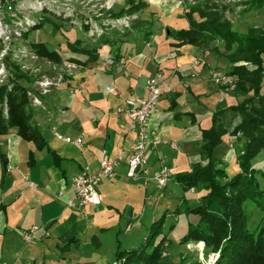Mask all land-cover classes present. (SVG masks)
Wrapping results in <instances>:
<instances>
[{
    "label": "crops",
    "instance_id": "crops-1",
    "mask_svg": "<svg viewBox=\"0 0 264 264\" xmlns=\"http://www.w3.org/2000/svg\"><path fill=\"white\" fill-rule=\"evenodd\" d=\"M143 3V8L136 12L133 29L120 38H113L116 33L110 39L100 38L89 50L92 57L69 49L61 54L56 51L61 60L78 61L81 69L73 79L42 97V107L31 108L43 138L41 146L22 139L15 129H7L0 135V264H46L52 252L77 251L92 245L101 248L103 232L119 231L121 224L125 232L132 231L133 223L145 232L158 220L155 207L157 204L160 210L162 201L170 204L177 198L185 209V193L178 179L206 163L201 157L202 131L212 127L213 115L219 112L225 113L222 121L225 129L229 130L230 123L237 121L229 109L246 96L217 85L210 76L211 71L225 72L229 68L225 58L174 36L188 29L185 14L203 4L182 6L179 0H143ZM125 7V4L117 6L118 12ZM236 10L234 20L229 18L230 15L233 18L232 11H226L235 31L243 19H252L250 26L255 27L253 20L264 15V7L248 12H243L245 8ZM197 14L192 11L191 16L196 19ZM120 59L125 60L123 65ZM156 73L161 74L163 92L148 127L160 143L156 147L147 145L149 175L134 181L126 177V162L136 133L128 115L117 113L116 109L124 107L126 99H144L146 82ZM71 87H80L82 92H71ZM111 88L117 95L108 92ZM53 130L71 141L80 139L81 146L56 140ZM104 154L110 159L121 156L123 161L112 179L99 183L101 204L86 206L82 213L69 208L72 177L80 172L98 173ZM212 158L229 177L239 173L235 141L230 133L213 149ZM160 162L171 173L162 191L151 181ZM185 192L193 199L199 194L193 190ZM153 202L155 206H151ZM127 208L131 210L129 217L125 216ZM165 213L168 219L173 216V221H177L168 208ZM165 224L161 231L164 236L169 230ZM33 226L40 229L32 243H25L21 235ZM139 239L126 243V250L134 249ZM165 244L170 242L166 240ZM117 247L116 241L114 251Z\"/></svg>",
    "mask_w": 264,
    "mask_h": 264
},
{
    "label": "trees",
    "instance_id": "trees-1",
    "mask_svg": "<svg viewBox=\"0 0 264 264\" xmlns=\"http://www.w3.org/2000/svg\"><path fill=\"white\" fill-rule=\"evenodd\" d=\"M206 3L207 1L199 3L203 6L198 5L185 14L189 20V27L187 30L176 32L174 36L177 40L190 43L200 50L205 48L216 53L218 52L215 48L208 49L207 46L201 48V45L207 42V39L225 42L227 54L223 56L219 53L228 63L229 68L224 73L237 76L235 94L246 96L241 103L229 109L235 117L241 115V123L235 131L243 135L245 149L243 155H237L239 173L228 178L225 169L212 158L213 149L227 134V129L222 123L225 113L214 114L212 127L202 131L201 157L206 163L198 165L187 174H182L178 179V184L184 191L202 193L200 202L192 209L179 207L173 215L185 212L195 216L197 220L188 223L187 234L180 241V245L202 242L204 251L217 255L213 264H264V185L260 183V178L264 180V174L254 168L252 162L264 150V96L260 93L264 82V28L251 27L245 34H239L215 6L208 11ZM124 4L126 7L114 16L130 15L140 11L144 6L143 0H126ZM242 4L247 7L243 12L257 11L264 7V0H249ZM192 11L198 13V18L191 16ZM43 25H50L52 32L59 30V26L50 18H44L38 28ZM67 46L71 52L92 57L91 51L79 48V41L74 44L68 43ZM32 47L44 58L57 63L61 61L60 55L46 44H32ZM11 68L12 89L8 91L7 86L0 87V135L7 129H15L22 139L41 146L43 138L34 122L24 85L31 79L15 65L11 64ZM4 102L7 106L6 118L2 111ZM245 105L247 109L242 108ZM210 172L221 179L222 183L213 184L207 178ZM247 172L253 177L251 187H240ZM229 188L237 189L241 196L235 194L233 199H229L226 193V189ZM245 203L252 205L259 214L253 231L248 227L249 214H246L244 206L241 208ZM165 216L166 214H163L151 225L150 235L144 238L147 245L152 243V249L146 250L145 246H141L120 251L117 247L113 264L123 257L126 261L124 264H166L162 259L164 252L162 247H165L167 238L166 235H161ZM159 236L162 237L154 244ZM179 264L202 263L198 261L188 263L183 259Z\"/></svg>",
    "mask_w": 264,
    "mask_h": 264
},
{
    "label": "built area",
    "instance_id": "built-area-1",
    "mask_svg": "<svg viewBox=\"0 0 264 264\" xmlns=\"http://www.w3.org/2000/svg\"><path fill=\"white\" fill-rule=\"evenodd\" d=\"M70 4H62L60 0H0V87L7 86V90L12 89V68L11 64L18 67L19 71L30 78L26 87V94L31 107H42L41 98L48 96L54 88L64 85L67 80L75 77V74L80 71L81 65L78 61L72 59H64L60 62H54L40 56L32 47V44L26 40L31 32L38 29V26L43 21L42 14L50 13L51 16H65L68 19L75 21L77 14L79 15L84 7L81 2L78 4L76 0H67ZM101 1V0H99ZM249 0L236 1L233 3H244ZM193 0H179V4L186 6L192 4ZM72 3V4H71ZM98 13H94L93 17L83 20L84 25L88 26L89 32L92 35L98 32L97 35L104 31L101 26H107V30H116L121 33L126 30H131L133 23L137 20V14L114 16L113 6L115 0H107V2H98ZM95 9V5L93 6ZM107 12V21H102V12ZM57 11H66V15L57 14ZM99 19L100 25L95 21ZM84 19V18H83ZM107 22V25L105 23ZM107 35V34H104ZM103 35V36H104ZM99 37V36H98ZM101 37V36H100ZM119 63L123 65L124 59H120ZM197 64V62H196ZM212 80L220 86L230 89L235 88L237 76L224 72L211 71ZM21 83V82H20ZM70 91L82 92L80 87L70 88ZM108 92L112 95H117V91L113 88ZM163 92V84L161 82V74L156 73L146 82V97L141 100L132 101L126 99L124 107L116 109L117 113L125 112L131 121L132 128L136 133L135 141L130 146V153L127 158L126 177L131 180L148 177L147 159L145 151L147 145L156 147L160 140L156 134L148 127V122L156 110V106ZM3 115L7 117L6 102L2 107ZM53 136L56 140L65 143H72L77 148L81 146V140L76 139L71 141L67 137H63L53 130ZM123 161L121 156H115L110 159L107 154H104L100 163L99 171L96 174L80 172L71 179L72 197L68 200L67 206L71 209L83 212L86 206H99L101 197L97 192V187L102 180H110L114 177L115 170ZM171 179L170 170L160 162L159 169L152 175L151 181L155 184L157 190L162 191L167 187ZM38 226H33L24 231L21 235L25 243H32L34 235L39 231ZM166 246V245H165ZM209 264H213L217 255H211ZM118 264V263H116Z\"/></svg>",
    "mask_w": 264,
    "mask_h": 264
},
{
    "label": "rangeland",
    "instance_id": "rangeland-1",
    "mask_svg": "<svg viewBox=\"0 0 264 264\" xmlns=\"http://www.w3.org/2000/svg\"><path fill=\"white\" fill-rule=\"evenodd\" d=\"M60 1L62 4H65V5L70 4L67 0H60ZM76 1H78V2H74V1H72V2L75 4H78L79 2H81L82 4H84L83 5L84 10L79 15L77 14V16L74 18L75 19L74 22L72 21L73 18H72V20H70L65 16H61V17L54 16L53 17L50 15V13L42 14V18H50L54 22H56V24L59 26V30L57 32H52L50 25L49 26L43 25L41 28H38V29L34 30L33 32H31L26 41L29 44L33 43V42L46 44L48 47H50V49L58 51L61 54V53L67 52V50H68L67 44L68 43H74V42L79 41V48L89 51L92 49L91 47H93L94 45H97L96 41H98L100 38H107L108 37L110 39L115 35V33L118 35L113 37V38H120L121 36L126 35L130 31V29H129V30H126V31L119 33L120 31L117 32L116 30H111V29L107 30V26L102 25L101 28L104 30V31H102V33L97 35L98 32H95L94 34L92 33V35H91L89 32L88 26L84 25L83 20H85V19L87 20L89 17L90 18L93 17L95 12L98 13L97 10L100 9L99 4H101L98 2H104V1L107 2V0H101V1H99V0H76ZM125 1L126 0H115V4H114L113 9H112L113 14H116L118 12L117 6L124 4ZM193 1L194 2L190 5H194L197 3H202V2L207 1L206 4H207L208 11L211 10V8H213V6H215L217 8V11H219L220 14H224L223 16L225 18H227L226 14H228L229 11H232L233 18L231 15L229 16V18L232 20H234V17H236V15H237V12H238L236 10L237 8H239V9L240 8L241 9L247 8L245 4L233 3V0H193ZM236 1L237 0H234V2H236ZM238 1H242V0H238ZM94 5L96 6L95 9L93 7ZM227 10H228V12L226 13ZM101 12H102L101 18H103L102 21H107V20H105V19H107V12H105L104 10H101ZM234 12H236V14ZM59 13L66 15V11H61V12L57 11V14H59ZM230 19H228V20L230 21ZM98 20L99 19L95 18L96 22ZM87 22H89V19ZM253 22L254 23L252 25H254L255 27H257L259 29L264 28V15H260V17L254 19ZM97 23L100 25V22H97ZM251 23H252V19H250V18L243 19L242 23L239 24L241 26L239 28H237V32L239 34H245L251 28V26H250ZM105 24L107 25V22ZM104 34H107V35H104ZM211 40L212 41L207 39V42H204L201 45V48H204L206 46L208 49L209 48H211V49L215 48L218 53H221V55L225 56L227 54V51H228L227 47L224 45L225 42L218 40V39L217 40L211 39ZM103 51L106 52L107 50L103 49ZM220 69L226 70L223 66H220ZM236 83H237V81H236ZM236 85L237 84H235V87H236ZM260 93H261V95L264 96V82H263V86H262ZM242 108L247 109V105H245ZM234 118L237 121H235L233 125H232V123H230L229 130H227V133H230V135L233 136V138H234L236 155L241 156V155H243L244 149H245V139L241 133H238L235 131V130H237V128L239 127V124L241 123V115H237L236 117L234 116ZM252 162H253V165H255L254 168H256L262 174H264V150H262L253 159ZM260 176L262 177V175H260ZM227 177L230 178L228 175H227ZM207 178L210 179L213 184L222 183L221 179L216 178L215 175L212 174L211 172L208 173ZM251 179H253L252 175H249L247 172V176L245 175V177H243V180L240 183L241 184L240 187L250 188L251 187L250 182H252ZM260 183H261V185L262 184L264 185L263 178H260ZM182 190L183 189L181 188V191ZM237 191L238 190L234 189V188L233 189H231V188L226 189V193L228 195V198L233 199L235 194L241 196V193H237ZM183 192L185 193V198H186L185 203H186V206L188 208L194 207L196 203L198 204L200 202V199L202 196L201 192H199L196 199H193L194 197L193 196L191 197V195L188 192H185L184 190H183ZM178 203H179V201L177 198L172 200L170 204H166V203L164 204V202L162 201L161 205L159 206L160 210H158L157 204L153 202V204H151V206L152 205L155 206V204H156V207H155L156 211L154 213L156 216L155 219H157V218L159 219L164 214L165 209H167V208L170 210V212H175L176 209L181 206V203L180 204H178ZM162 205H165V208H163ZM186 206H184V207H186ZM243 206H244V209L246 211V214H249V217H250V222L248 225L249 230L253 231V229L256 227L255 225H256V222L258 220L259 214L252 205L245 203V205H241L242 209H243ZM162 208H163V210L161 211ZM181 209H183V207ZM149 211L151 212V207H150ZM90 219H92V216ZM148 219H149V217L145 221L147 222ZM173 219H174L173 216H171L169 219L167 218V216H165V220H164V223H166L165 226L169 228V230L166 229V238L170 242V245H171V247H169V245L162 247V249L164 250V252L162 254V259L165 260V263L166 264H179L180 260L184 259L188 263L191 261H198L202 264H209V260L212 258L211 255H214V254L204 251V244L202 242H199V243L190 242L187 245H180V241L187 234L188 223L189 222H195L197 220L195 218V216L191 215V214H187L185 212H182V213H179L177 215V221L176 222H174ZM143 222H144V220H143ZM94 223H96V221ZM130 223H133V221L131 220ZM144 223H143V225H144ZM132 225H133L132 231L129 233L124 231V225L123 224H121L119 226V231L117 229H114L113 231L107 230V231L103 232L104 238H103V244H102L101 248H98L97 246H96V248H94V246L92 245L90 248L83 247L81 250H77V251L76 250H74V251L71 250L69 252L68 251H61V253L52 252L50 254L51 258H48L45 263L46 264H77V263H79V264H87V263L88 264H92V263H95V264H113L115 262L114 247L116 246V241H117V246H119V250L125 251L127 249V246H125L126 243H130L131 241H133V239H138V238H140V239L135 246L136 249L141 247V246H145L146 250L152 249V245H151L152 243L150 242L147 245L144 242L145 239L143 237L141 238V236L143 234L145 235L144 237H146V236L148 237L150 235L149 228H146L147 230H145V232H144L143 228H141V229L139 228V225L137 226V224H134V223ZM171 225H173L172 229H170ZM140 233H143V234L140 235ZM108 237H111L112 240L108 241L107 240ZM158 240H159V238L156 239L154 244L156 242H158ZM60 248H61V246H60ZM62 254H63V258H62ZM92 256H94V257L96 256V257L94 258ZM101 256H102V259H98ZM52 258H55L58 260H55ZM52 260H54L55 262ZM124 260H125V258L123 257L120 260H118L117 263L118 264H124V263H126V261H124Z\"/></svg>",
    "mask_w": 264,
    "mask_h": 264
},
{
    "label": "water",
    "instance_id": "water-1",
    "mask_svg": "<svg viewBox=\"0 0 264 264\" xmlns=\"http://www.w3.org/2000/svg\"><path fill=\"white\" fill-rule=\"evenodd\" d=\"M130 211H131L130 208H127V209H126V211H125V216H126V217H129V215H130Z\"/></svg>",
    "mask_w": 264,
    "mask_h": 264
}]
</instances>
